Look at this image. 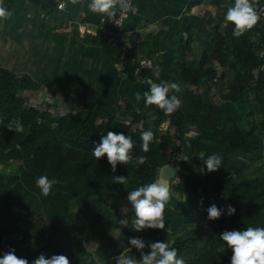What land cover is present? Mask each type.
Returning <instances> with one entry per match:
<instances>
[{"label":"trees","instance_id":"trees-1","mask_svg":"<svg viewBox=\"0 0 264 264\" xmlns=\"http://www.w3.org/2000/svg\"><path fill=\"white\" fill-rule=\"evenodd\" d=\"M58 1L47 4L56 6ZM202 1L191 0L188 10ZM223 12L212 17L215 58L206 50L195 53L179 19H165L160 32L143 38L139 32L124 35L123 27L101 24L100 16L91 11L84 17L96 34L87 32L82 41L101 47L130 80L180 84L181 91L170 94L182 104L170 115L155 105L150 112L129 107L107 117L94 107L51 112L50 96L43 92L36 96L41 87L32 77L0 66V165H15L12 172L0 173V254L14 248L29 264L41 253L65 254L70 264H100L122 251L139 256L134 247L129 250V237L143 238L144 251H149L147 244L161 241L160 234L167 229L185 264H227L231 251L221 249L219 232L264 225V70L258 65L259 60L264 63V19L261 11L250 35L254 54L244 56L224 32ZM141 61H151L152 66L143 67ZM14 121L22 124V131L7 127ZM167 121L176 127L174 135L163 133ZM189 125L197 129L194 135H188ZM148 128L155 140L145 153L140 132ZM107 130L128 133L134 141L132 159L118 164L115 172L106 154L99 161L92 155ZM201 153L221 155L222 166L200 174ZM138 156L146 157L143 164H137ZM170 162L179 168L171 181L165 228L137 232L132 229L133 216L128 226H122L121 213L111 202L128 204L127 192L157 179L160 168ZM42 174L57 180L46 197L35 186ZM121 174L127 176L124 185L114 181ZM211 203L232 204L237 211L209 221L205 209ZM93 237L98 241L91 251L87 244Z\"/></svg>","mask_w":264,"mask_h":264},{"label":"crops","instance_id":"crops-1","mask_svg":"<svg viewBox=\"0 0 264 264\" xmlns=\"http://www.w3.org/2000/svg\"><path fill=\"white\" fill-rule=\"evenodd\" d=\"M190 1L134 0L138 13L126 20L123 34L139 32L148 38L164 28L165 19H179L184 36L190 33L195 53L206 50L215 58L212 17L222 15L227 1L205 0L188 10ZM47 2L0 0V6L11 12V16L0 18V66L18 76L32 77L41 87L36 96L42 92L49 95L51 107L58 108L60 113L90 107L103 117L129 107L150 112L154 105L145 107L143 98H135L137 92L148 89L149 80H130L122 66L113 63L101 47L82 41L87 32L96 34L95 28L84 22L90 11L88 0H59L56 6ZM62 2L65 5L60 8ZM256 3L258 6L263 1ZM257 26L258 22L240 37H233L231 23H223L224 32H228L234 47L244 56L254 54L250 35Z\"/></svg>","mask_w":264,"mask_h":264},{"label":"clouds","instance_id":"clouds-1","mask_svg":"<svg viewBox=\"0 0 264 264\" xmlns=\"http://www.w3.org/2000/svg\"><path fill=\"white\" fill-rule=\"evenodd\" d=\"M88 9L94 14H100L112 18L116 16L117 7L119 8L122 19L128 18V13L135 16L138 8L134 6L133 0H88ZM60 8L64 5L61 3ZM256 0H227L226 10L223 12L225 26L232 25V36L240 37L247 30L253 28L260 19V12ZM11 16V12L3 6H0V18ZM142 66L145 64L141 61ZM151 67V61L147 62ZM153 75L159 79L158 70L153 71ZM147 90L137 92L135 98L137 101L143 98L145 107L150 105L157 106L166 115L175 112L182 104V100L175 94L181 91V86L176 81L160 80L159 83L148 81ZM15 131H22L23 127L19 121L10 122L7 126ZM155 140V133L151 128L140 132V149L147 153L150 150V144ZM134 141L131 135L125 132H115L107 130L106 134L100 136L95 147L92 148V155L99 161L105 157L113 172L116 171L118 164L127 165L132 159ZM203 163L199 166L200 174H208L217 171L222 166L223 157L212 153L205 155L199 154ZM146 157L138 156L137 164H143ZM187 161L188 159H183ZM170 169V172L166 170ZM176 168L167 165L159 174L158 179L151 182H144L139 186L131 188L127 192L126 199L130 205L133 214L132 229L137 232L144 229H164L165 228V208L172 198V187L168 178L174 175ZM115 182L124 185L127 176L116 175ZM57 183L55 178H49L47 174H42L35 179V186L39 189L42 196H48L52 192L53 186ZM203 204V199L200 201ZM207 220L213 221L223 215L233 216L237 209L232 204H226L223 207L216 203H211L205 209ZM122 226H128L126 219H120ZM219 240L222 250H230L231 255L227 264H264V225L251 226L244 228L233 227L219 232ZM129 250L134 247L140 252V255H128L126 252H120L113 258L114 264H185L183 257L178 255V249L173 247L169 241H152L147 244L149 251L145 252L146 242L141 237H129ZM0 264H29L28 259L18 257L16 250L10 248L0 254ZM31 264H70V258L65 254H52L46 256L41 253L37 258L31 261Z\"/></svg>","mask_w":264,"mask_h":264},{"label":"rangeland","instance_id":"rangeland-1","mask_svg":"<svg viewBox=\"0 0 264 264\" xmlns=\"http://www.w3.org/2000/svg\"><path fill=\"white\" fill-rule=\"evenodd\" d=\"M204 1L205 0H203L202 3ZM152 48H153V46L150 45V48L149 49H152ZM262 64H263V62L261 60H259L258 65L261 66ZM256 71H257V68L253 69V72L254 73ZM191 88L192 89H195V86L192 85ZM214 93H215V91H214ZM42 108L44 109L45 107H42ZM49 108L51 109L50 110L51 112H57L59 110L58 108H55V107H49ZM62 113H65V112H62ZM128 119L131 120V117H128ZM164 126H165V124H164ZM188 128H191V130H192L191 132H189V135H194L197 129L195 130L194 129L195 127H193L191 125H189ZM168 148L170 150L172 148L171 145H168ZM14 168H15V165L14 164L10 165L9 167H5V166L0 165V173L1 172H6V173L12 172V170H10V169H14ZM111 204L113 206V209H116V210H118L121 213V218L122 219L128 220L131 216H133V214L131 212V209H130V207H129V205L127 203L112 201ZM32 228L35 231V230H37L38 226L34 224L32 226ZM97 241H98V239L96 237H93L92 238V241L91 242H88L87 246H88L89 250L94 251L96 249V247H97ZM100 264H114V261H113V258H112V259H109V260L100 261Z\"/></svg>","mask_w":264,"mask_h":264},{"label":"built area","instance_id":"built-area-1","mask_svg":"<svg viewBox=\"0 0 264 264\" xmlns=\"http://www.w3.org/2000/svg\"><path fill=\"white\" fill-rule=\"evenodd\" d=\"M134 1V0H133ZM63 3V5H65V3L64 2H62ZM60 5V4H59ZM58 5V6H59ZM262 9H264V5L262 6ZM99 16H100V23L101 24H106V23H109L110 25H112V26H117V27H122L124 24H125V22H126V20L130 17V15H131V13H128V18L127 19H122L121 18V15H120V11H119V8L117 7V13H116V16H114V17H112V18H109V17H107L106 15L105 16H103V22H102V16L100 15V14H98ZM261 18L262 19H264V11H262L261 12ZM145 62V61H144ZM146 63V62H145ZM147 64H144L143 65V67L144 66H146ZM136 75H139L140 74V70H139V67H138V69H136ZM47 96H49V95H47ZM47 98H49V97H47ZM167 123V124H166ZM165 124V126L163 125V133L165 134V133H170L171 135H174L175 133H176V127L175 126H171V124L167 121V122H165L164 123ZM188 135H189V133H188Z\"/></svg>","mask_w":264,"mask_h":264},{"label":"water","instance_id":"water-1","mask_svg":"<svg viewBox=\"0 0 264 264\" xmlns=\"http://www.w3.org/2000/svg\"><path fill=\"white\" fill-rule=\"evenodd\" d=\"M225 1H227V0H225ZM262 68H263V70H264V63H263V66H262ZM220 70V69H219ZM167 165H170L171 167H173V168H176L177 170H178V168H179V165L177 164V163H175V162H170V163H168V164H166V165H164L162 168H160L161 170L164 168V167H166ZM160 170V171H161ZM177 170H175V173H174V175H172L171 177H169L168 178V180H169V183H170V185H171V181H172V179H174L175 178V176H176V171ZM167 172H170V169H168V170H166V174H167ZM160 174V173H159ZM159 178V177H158ZM157 178V179H158ZM160 239H161V241H169L170 242V244H171V232L169 231V230H164L161 234H160Z\"/></svg>","mask_w":264,"mask_h":264},{"label":"bare ground","instance_id":"bare-ground-1","mask_svg":"<svg viewBox=\"0 0 264 264\" xmlns=\"http://www.w3.org/2000/svg\"><path fill=\"white\" fill-rule=\"evenodd\" d=\"M47 109V108H46Z\"/></svg>","mask_w":264,"mask_h":264}]
</instances>
